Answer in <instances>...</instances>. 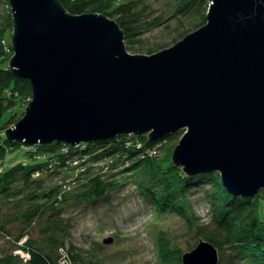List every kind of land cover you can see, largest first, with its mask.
I'll return each mask as SVG.
<instances>
[{
    "label": "water",
    "instance_id": "1",
    "mask_svg": "<svg viewBox=\"0 0 264 264\" xmlns=\"http://www.w3.org/2000/svg\"><path fill=\"white\" fill-rule=\"evenodd\" d=\"M206 1L202 26L139 54L105 14H72L60 0H9V67L29 80L32 97L6 138L76 146L183 130L175 165L187 175L217 171L229 193L253 197L264 188V0ZM218 260L202 238L182 254V264Z\"/></svg>",
    "mask_w": 264,
    "mask_h": 264
},
{
    "label": "trees",
    "instance_id": "2",
    "mask_svg": "<svg viewBox=\"0 0 264 264\" xmlns=\"http://www.w3.org/2000/svg\"><path fill=\"white\" fill-rule=\"evenodd\" d=\"M154 1L60 0L72 14L101 12L114 19L124 32L128 51L135 49L133 43L142 42L137 35L169 26L170 20L179 37L206 22V0H162L159 6ZM12 29L9 0H0V237L12 246L0 254V264H57L62 249L72 264H111L96 255L85 261L72 244L67 246L70 220L64 206L95 203L125 186H133L151 204L157 221L179 216L194 236L189 250L202 238L217 248L218 264H264V219L260 217L264 188L253 197L234 196L217 171L187 175L172 161L182 130L154 140L147 133L134 135L135 139L120 135L82 147L64 141L24 147L6 138L5 131L20 119L17 106L32 97L29 80L14 75L9 67L13 52L6 51V39ZM155 51L148 48L149 54ZM138 142L144 148L139 149ZM158 143L155 154L145 152ZM20 148L24 149L21 155ZM17 155L20 159L15 160ZM192 186L208 202V220L192 209ZM176 237L158 229L157 254L162 264H182L185 251ZM17 248L28 251L30 258L24 261L14 254Z\"/></svg>",
    "mask_w": 264,
    "mask_h": 264
},
{
    "label": "rangeland",
    "instance_id": "3",
    "mask_svg": "<svg viewBox=\"0 0 264 264\" xmlns=\"http://www.w3.org/2000/svg\"><path fill=\"white\" fill-rule=\"evenodd\" d=\"M161 2L162 0L154 1L153 5L159 6ZM170 22L169 26L159 25L137 35L142 42L133 43L135 49H130L129 52L149 54L148 48L160 50L170 47L197 29L179 37L176 24L172 20ZM6 40L11 47V34L7 35ZM28 103L21 101L17 106L16 112L21 115L20 118ZM183 132L182 130L180 136ZM126 135L129 139H135L134 134ZM23 150L20 148L17 153L21 155ZM15 158L18 160L20 156ZM191 189L194 192L193 211L201 216L202 220H208V202L197 186H192ZM64 214L70 220L67 246L72 244L85 261L92 260L96 255L111 264H162L157 254V231L160 227L169 230L172 236L177 235L176 244L183 251L189 250V247L195 244L193 234L188 232L186 224L179 216L157 221L151 204L145 202L133 186L115 189L107 198H101L95 203L80 201L66 204ZM260 217L264 219V197L260 198ZM108 237H113V241L106 244L103 240ZM11 249V243L0 237V254Z\"/></svg>",
    "mask_w": 264,
    "mask_h": 264
},
{
    "label": "built area",
    "instance_id": "4",
    "mask_svg": "<svg viewBox=\"0 0 264 264\" xmlns=\"http://www.w3.org/2000/svg\"><path fill=\"white\" fill-rule=\"evenodd\" d=\"M11 50H12V48L7 43V45H6V51L7 52H10ZM126 143H127V145H129L131 143V141L130 140H127ZM77 146H79V147L81 146L82 147L83 146V143H79L78 145H76V147ZM136 146L139 149L144 148L143 147V144L141 142H138L136 144ZM159 146H160V143H158V144H156V145H154L152 147H148V148L145 149V152L147 154H149V155L155 154L156 151H157V148ZM24 241H25V238L20 241V244H22ZM14 254L19 255V257H21L24 261H26V260H28L30 258L29 252L26 251V250H24V249H22V248L15 249L14 250ZM57 264H72L71 261L68 259L66 252L63 251V249H62V256L59 258V261L57 262Z\"/></svg>",
    "mask_w": 264,
    "mask_h": 264
}]
</instances>
